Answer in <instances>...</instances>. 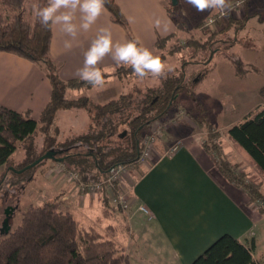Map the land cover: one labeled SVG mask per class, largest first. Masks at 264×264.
Instances as JSON below:
<instances>
[{
	"label": "trees",
	"instance_id": "1",
	"mask_svg": "<svg viewBox=\"0 0 264 264\" xmlns=\"http://www.w3.org/2000/svg\"><path fill=\"white\" fill-rule=\"evenodd\" d=\"M41 6L47 0H37ZM244 5L247 2H242ZM27 0H0V52L9 53L38 65L46 75L50 86V100L38 119L30 111L17 112L0 105V167L4 172L0 183L5 181L9 170L8 159L20 143L33 139L43 128L49 131L55 123L60 110L81 107L87 112L89 122L75 137L61 144L59 148L47 150L53 152L57 163L64 165L66 171L76 172L79 182L88 184L104 180L108 170L116 165L128 170L139 168L138 157L143 149V132L153 122L165 118L185 88V66L193 62H183L180 70L168 71L166 77L158 78L159 84L141 91L125 93L105 103H89L85 98L67 99L71 89L90 88L80 79L64 81L59 76V68L50 57L52 26L42 27L34 18L25 17ZM105 9L113 23L128 30V23L114 0H106ZM168 14L174 20L177 31L165 38L158 37L155 48L161 50L166 38L174 37L186 25L181 21L179 3L167 7ZM227 29L243 26L245 19H234L229 15ZM223 18V19H224ZM222 19L215 21L216 25ZM220 21V22H219ZM214 23V24H215ZM203 28L202 24L199 26ZM204 33L209 30L204 28ZM214 34L211 33V36ZM129 40L134 39L128 33ZM203 46L199 41L186 40L189 50ZM183 50L179 45L171 46L165 54L158 56L162 61L167 56ZM166 51V50H165ZM191 54V53H190ZM194 54L190 56L192 58ZM114 75L123 82L129 77L137 78L131 68L116 66ZM124 83V82H123ZM264 99V88L258 92ZM196 124L205 130L202 141L203 150L210 155L222 177L233 187L242 191L248 203H258L259 213L264 214V180L254 183L248 180L235 164H231L221 147L219 130L196 119ZM227 139L238 145L254 162L256 170L264 178V108L257 107L244 116L239 123L230 126L225 133ZM80 148L82 151L68 152ZM42 153L35 160L45 155ZM116 191V190H115ZM104 201L107 194L103 192ZM255 239L240 242L230 235L216 239L191 264H260L254 258ZM0 264H129L123 249L115 242L104 239L92 228L81 227L74 217L60 209L59 203H46L40 207H29L18 226L3 238H0Z\"/></svg>",
	"mask_w": 264,
	"mask_h": 264
},
{
	"label": "rangeland",
	"instance_id": "2",
	"mask_svg": "<svg viewBox=\"0 0 264 264\" xmlns=\"http://www.w3.org/2000/svg\"><path fill=\"white\" fill-rule=\"evenodd\" d=\"M178 2L183 15L181 21L186 28L183 31L180 30L174 37L166 38L161 50H157L154 45L153 53L165 54L171 46L177 44L183 47V50L167 56L165 64L171 70H180L181 63L185 61L193 62V64L185 66L186 89L178 96L177 106L172 108L165 118L153 121L143 132L142 141H145L157 130L156 126L161 128L159 137L149 150L150 157L144 164L138 162L139 168L147 166L152 159L159 157L155 153L156 146L167 137L171 138L175 135L180 139L182 135H192L191 137L203 140L206 132L197 126L198 118L219 130L220 142H226L228 139L225 133L230 126L242 121L244 116L257 107L264 108V99L258 95L259 90L264 88V0H229V3L233 2L231 4L247 2L251 5L247 7V4L242 3L230 11L234 19L246 18V20L242 27L236 28L234 25L235 28L230 26L228 29V18H224L225 15L219 18L222 19L219 25H216L217 22L206 25L208 19L217 16L218 11L197 12L185 3V0H178ZM33 4L29 3L26 7L25 17L29 21L34 19ZM199 23L203 28L198 27ZM204 28H207L209 32L204 33ZM211 33L214 35L211 36ZM186 40H197L203 46L201 45L195 51L189 50L184 48ZM190 53L194 54L192 58ZM114 72L115 68L110 72L104 71L106 83L103 89L98 90L92 87L71 89L67 91L66 98L69 100L85 98L89 103H105L119 95L134 92L135 88L144 91L148 87L153 88L159 84L158 78L148 77L141 80L132 76L124 79L123 83L114 75ZM104 94L109 96V99L100 102L99 100L105 97ZM88 120L87 112L81 107L60 110L57 112L53 127L48 132L42 128L33 139L18 145L8 159L10 171L5 181L0 183V230L7 208L15 212L9 220L13 230L19 225L22 213L30 206L40 207L46 203L57 202L60 209L70 213L81 227L92 228L104 239L115 242L119 248L123 249L129 264H180L179 261L173 260L169 249L153 225H145L144 222L142 224L144 227L133 234V225L129 220L130 207L117 211L112 208L108 200L104 201L103 193L78 192L76 185L65 177L61 163L44 159L33 167L25 166L45 151L57 149L61 144H66L83 130ZM230 142L225 147L231 151ZM173 145L170 146V151L173 150ZM69 150V153L82 151L80 148ZM231 152V155L238 160L234 150ZM231 155L229 154V157L233 161L234 158ZM246 167L245 170H249L250 167L247 164ZM4 169L0 167V177ZM138 169H129L122 180L124 189L121 188L120 191L126 194L128 202H131L130 189L135 181L132 172ZM249 174L252 179L248 180L251 182L260 183L264 180L255 169H250ZM261 191L264 192V186ZM243 194L248 209L258 211L261 204L248 203L246 194ZM255 233L256 248L253 255L258 262L264 264V222L258 225Z\"/></svg>",
	"mask_w": 264,
	"mask_h": 264
},
{
	"label": "crops",
	"instance_id": "3",
	"mask_svg": "<svg viewBox=\"0 0 264 264\" xmlns=\"http://www.w3.org/2000/svg\"><path fill=\"white\" fill-rule=\"evenodd\" d=\"M114 1L128 23V30L113 23L106 9L88 31L79 30L75 39L64 33L61 25H52L50 57L58 66L62 80L79 79L77 70L83 67L84 54L100 29L111 31L114 44L129 41L130 33L134 39L139 37L143 46L152 52L157 37L165 38L177 31L167 12L171 0ZM27 2L36 3L37 0ZM79 17L77 12L74 21L77 25ZM157 20L160 21L158 27ZM65 41L72 43L70 49L65 48ZM116 66L111 54L98 65L106 72ZM50 96V83L38 65L0 52V105L17 112L30 111L32 117L38 119ZM104 96L100 102L109 99L106 94ZM191 136L182 135L178 139L172 135L158 142L155 153L159 157L132 172L135 181L130 189L129 220L133 234L144 227V222L153 225L173 260L180 264H191L222 235H230L240 242L254 238L256 242L255 231L264 222V214L250 211L243 192L219 173L215 160L202 148L203 140ZM228 142H221L227 160L252 179L249 171H256L254 162L238 145L230 142L231 151L234 150L239 158L235 159L225 147ZM172 145L174 148L170 151ZM246 164L250 167L247 171ZM140 206L146 208L149 215L140 212Z\"/></svg>",
	"mask_w": 264,
	"mask_h": 264
},
{
	"label": "clouds",
	"instance_id": "4",
	"mask_svg": "<svg viewBox=\"0 0 264 264\" xmlns=\"http://www.w3.org/2000/svg\"><path fill=\"white\" fill-rule=\"evenodd\" d=\"M106 0H47L41 6L32 5V14L44 28L61 25L62 31L73 39L79 30L88 31L105 11ZM197 12L218 11L222 15H229L231 4L229 0H185ZM80 13V23H74L76 13ZM158 27L160 21L155 22ZM65 48H71L72 43L65 41ZM109 54L118 66L131 68L133 74L143 80L148 77H166L171 71L164 61L150 49L143 46L139 37L124 43H113L111 31L100 29L96 38L84 54L83 67L77 70V76L94 89H103L106 81L104 71L98 65Z\"/></svg>",
	"mask_w": 264,
	"mask_h": 264
},
{
	"label": "built area",
	"instance_id": "5",
	"mask_svg": "<svg viewBox=\"0 0 264 264\" xmlns=\"http://www.w3.org/2000/svg\"><path fill=\"white\" fill-rule=\"evenodd\" d=\"M240 4H242V2H235L234 4H231V10H234L235 7H238ZM223 16L224 15L218 13L214 18L208 19L206 25H212L216 19H219ZM156 127L157 130L153 132L152 136H149L145 141H143V149L138 157V162L140 164H144L145 161L150 157L149 150L151 149V146L153 145L156 138L159 137V134L161 133V128L159 126ZM60 166L63 169L67 180L73 182L76 185L78 192L84 194L105 192L107 194L109 204L114 210L117 211L126 210L131 206V202H128L126 194L123 191H120L121 188L124 189L122 180L123 177L128 173V169L126 167L121 165L113 166L108 170L107 176L104 180L100 182L84 184L79 182V177L76 172L66 171L63 164H60ZM138 209L143 214L149 215L148 210L143 206H140Z\"/></svg>",
	"mask_w": 264,
	"mask_h": 264
},
{
	"label": "flooded vegetation",
	"instance_id": "6",
	"mask_svg": "<svg viewBox=\"0 0 264 264\" xmlns=\"http://www.w3.org/2000/svg\"><path fill=\"white\" fill-rule=\"evenodd\" d=\"M17 210V208H16ZM15 215V212L10 211V209H5V216L3 220L1 221V233L0 238L4 237V235H8L11 232V227L9 225V220Z\"/></svg>",
	"mask_w": 264,
	"mask_h": 264
},
{
	"label": "water",
	"instance_id": "7",
	"mask_svg": "<svg viewBox=\"0 0 264 264\" xmlns=\"http://www.w3.org/2000/svg\"><path fill=\"white\" fill-rule=\"evenodd\" d=\"M177 4H178V0H171V5L172 6H176ZM44 159H51V160L59 161L58 159L55 158L53 152H49V153L43 155L42 157H40L38 160H36L32 164H30L29 166H27V168H30V167H33V166L37 165L38 163H40Z\"/></svg>",
	"mask_w": 264,
	"mask_h": 264
}]
</instances>
